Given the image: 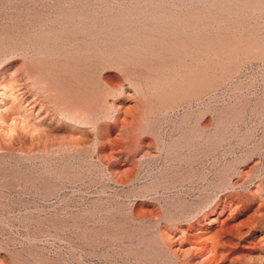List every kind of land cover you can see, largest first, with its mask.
I'll use <instances>...</instances> for the list:
<instances>
[{
  "label": "rangeland",
  "instance_id": "rangeland-1",
  "mask_svg": "<svg viewBox=\"0 0 264 264\" xmlns=\"http://www.w3.org/2000/svg\"><path fill=\"white\" fill-rule=\"evenodd\" d=\"M0 264H264V0H0Z\"/></svg>",
  "mask_w": 264,
  "mask_h": 264
}]
</instances>
